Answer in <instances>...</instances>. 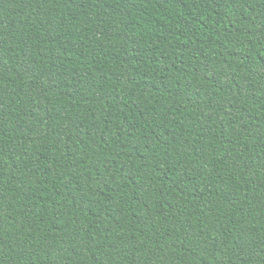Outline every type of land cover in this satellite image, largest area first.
<instances>
[{
  "label": "trees",
  "instance_id": "1",
  "mask_svg": "<svg viewBox=\"0 0 264 264\" xmlns=\"http://www.w3.org/2000/svg\"><path fill=\"white\" fill-rule=\"evenodd\" d=\"M0 264H264V0H0Z\"/></svg>",
  "mask_w": 264,
  "mask_h": 264
}]
</instances>
